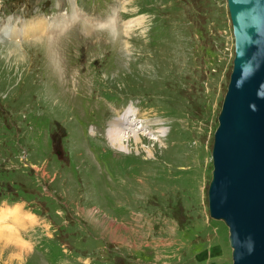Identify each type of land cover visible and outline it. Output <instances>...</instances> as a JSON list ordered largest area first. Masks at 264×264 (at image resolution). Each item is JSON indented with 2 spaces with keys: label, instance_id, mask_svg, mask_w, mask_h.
<instances>
[{
  "label": "rangeland",
  "instance_id": "1",
  "mask_svg": "<svg viewBox=\"0 0 264 264\" xmlns=\"http://www.w3.org/2000/svg\"><path fill=\"white\" fill-rule=\"evenodd\" d=\"M125 1L123 15L121 0H79L88 11L75 0H0V24L74 10L118 21L108 23L114 34L83 22L58 41L0 36V206L36 216L19 224L28 245L0 240V264L232 262L229 229L210 218L207 201L233 67L227 0ZM132 100L147 124L136 132L143 143L123 139L128 153L118 154L107 123ZM160 124L165 137L155 143L147 136L161 135ZM63 129L77 162L55 170L51 140Z\"/></svg>",
  "mask_w": 264,
  "mask_h": 264
},
{
  "label": "water",
  "instance_id": "2",
  "mask_svg": "<svg viewBox=\"0 0 264 264\" xmlns=\"http://www.w3.org/2000/svg\"><path fill=\"white\" fill-rule=\"evenodd\" d=\"M233 71L214 135L212 218L229 227L233 264H264V0H227Z\"/></svg>",
  "mask_w": 264,
  "mask_h": 264
},
{
  "label": "bare ground",
  "instance_id": "3",
  "mask_svg": "<svg viewBox=\"0 0 264 264\" xmlns=\"http://www.w3.org/2000/svg\"><path fill=\"white\" fill-rule=\"evenodd\" d=\"M60 8H61V3L58 6L59 10H60ZM74 14H78L79 17L73 18ZM112 16L108 17L109 19H107L105 21L99 20L96 18L90 19L88 16L82 15L78 10H74L70 16H58V17H55V19L53 21H51L48 17H46L44 15H38L32 19H22L20 16H18L17 20L14 22H12L13 17H7L6 20L0 24V36L3 38L9 39L11 41V43L15 44V45L24 41V40L25 41L26 40H34V39H38V38L41 40V39H43L45 37H49L51 35H54L56 38L55 41H58V40H60V37H63V35L66 32V30L68 29V27H70L72 24H76V23H81L83 25V22L92 23L94 26L99 27V28H95V29H101V30H104L106 32H109L110 34H114V33H116L117 28L114 27L113 29H110L109 24L111 21H113L112 23H114V25L117 26V20L115 21V19H116L115 15H114L115 19H113ZM78 19H80V21L75 22ZM92 20L98 21V23L94 24V21L91 22ZM131 20H137V18L131 19ZM128 26L129 27H127V28L130 29V26H132V23H128ZM128 30H127V32H128ZM87 35H89V34H87ZM122 46L124 47V49H122L121 51H127V49H128L127 43H125V45L122 44ZM56 53H57L58 63H59L61 72L65 73L66 70L64 69L63 66H61L63 61H62L61 57L58 55V47L56 48ZM122 53H124V52H122ZM133 105H134L133 103H130L128 105L130 108H132L133 112H131L130 114H124L123 116L119 117L121 111H118L116 113V115H118V118H110L108 120V123H107V128H106L105 132H107L106 135H107L108 142L110 143V145L112 146L113 149L115 148V150L117 149L120 152L127 153L126 151L128 150L127 146L123 142V139L126 141V138H128V140H127L128 142H130L131 140L134 141L136 146L138 144L140 145L143 143L142 139L136 135V132L137 133L139 132L140 134H142L141 131H142V129L144 130V128L146 127L147 124L146 123L144 124V121H143V126L141 127L142 129L139 128V126L137 125L138 123L135 119V112L136 111H135ZM158 132L162 133V135L165 134V130H163L162 127H159ZM144 133L146 134V131H144ZM132 134H133V136H130ZM137 149H138V147H137ZM148 155H149V157H153V154L149 151H148ZM17 208H19V211L16 210ZM21 211H22V207H16L13 210L2 209L0 211V213H1L0 223L1 222L4 223L5 221H7L9 219V216H15L16 217L17 215H18V220L20 221L21 220L20 216L22 215ZM2 225H0V234L1 233L4 234V230H2L3 229ZM117 227L121 228V226H119V225H117ZM7 228H10V227H7ZM7 228H6V230H7ZM10 229H12V228H10ZM14 236H16V234ZM1 238H2V235H0V239Z\"/></svg>",
  "mask_w": 264,
  "mask_h": 264
},
{
  "label": "crops",
  "instance_id": "4",
  "mask_svg": "<svg viewBox=\"0 0 264 264\" xmlns=\"http://www.w3.org/2000/svg\"><path fill=\"white\" fill-rule=\"evenodd\" d=\"M16 210H18L19 211V208H17ZM21 213H22V215L20 216V218L21 219H23V217H24V213H23V211H21ZM10 217H12L14 220H18V215L15 217V216H9V218ZM119 226H121V227H123V228H125V229H127V230H129L130 228L128 227V226H126V225H120V224H118ZM7 227H10V228H12V229H10V228H7ZM2 230H4V234L3 233H1L0 235H2V238L0 239V240H3V239H6L8 242H17V243H19V244H22V245H28V242L27 241H25L21 236H20V234H19V232L18 231H16V229L13 227V226H11V225H9V224H5V222L3 223V225H2ZM6 228H7V230H6ZM131 230V229H130ZM13 231V232H12ZM16 234V236H14ZM7 237H6V236ZM6 238H5V237ZM10 236V237H9ZM12 236V237H11ZM15 238H14V237ZM10 239H9V238ZM18 237V238H17ZM125 243H128V242H126V241H124Z\"/></svg>",
  "mask_w": 264,
  "mask_h": 264
},
{
  "label": "flooded vegetation",
  "instance_id": "5",
  "mask_svg": "<svg viewBox=\"0 0 264 264\" xmlns=\"http://www.w3.org/2000/svg\"><path fill=\"white\" fill-rule=\"evenodd\" d=\"M58 157H59V154H56ZM71 154L69 153H66V152H61V156L63 157V159H60L59 157V160L62 161L61 163H63L65 161V165H71V157H70Z\"/></svg>",
  "mask_w": 264,
  "mask_h": 264
}]
</instances>
